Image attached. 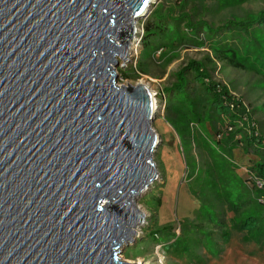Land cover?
I'll return each instance as SVG.
<instances>
[{"label":"water","instance_id":"1","mask_svg":"<svg viewBox=\"0 0 264 264\" xmlns=\"http://www.w3.org/2000/svg\"><path fill=\"white\" fill-rule=\"evenodd\" d=\"M153 0H0V264H131L155 106L116 84Z\"/></svg>","mask_w":264,"mask_h":264},{"label":"rangeland","instance_id":"2","mask_svg":"<svg viewBox=\"0 0 264 264\" xmlns=\"http://www.w3.org/2000/svg\"><path fill=\"white\" fill-rule=\"evenodd\" d=\"M177 1L153 0L147 13L134 23L136 33L130 40L127 60L117 59V72L123 68L132 76L124 78L118 74L117 85L143 83L153 93L156 105L152 128L160 139L152 157L157 176L135 200L143 219L133 228L132 239L121 244L119 259L131 264H264V228L260 235L241 229L238 223L241 215L255 213L263 207L256 203V198L264 203V179L258 180L252 175L259 158L251 152L246 153L239 141L243 136L239 130L246 132L251 125L264 137L263 69H250L221 57L206 39L203 45L182 43L163 48L160 53L151 52L150 46L143 49L141 42L142 23L155 8L168 10L173 17L186 14L195 21L202 20L218 27L229 19L255 16L264 10V0H243L233 4L228 3L229 0H185L182 6ZM189 66L205 70L218 87L240 99L247 113L245 119L229 127L225 119L205 116L199 122H189L187 128L182 120H178L174 124L176 130L173 122L164 118L165 89H172L179 76H184L191 86ZM216 140L233 144L231 158L222 159L216 149H207L206 146ZM213 156L219 161L218 167L211 163ZM225 176L233 182L226 183L229 180H225ZM235 176L246 184L238 183ZM222 189L228 190L226 199L232 202L247 199L239 211L228 206ZM210 198L220 207L216 216L224 219L226 227L205 225L204 219L196 214L202 203L208 204L205 199ZM184 224L202 226L210 231V236H206L207 243L197 247L191 242L195 235L184 241ZM222 230L228 232L227 240L217 233Z\"/></svg>","mask_w":264,"mask_h":264},{"label":"trees","instance_id":"3","mask_svg":"<svg viewBox=\"0 0 264 264\" xmlns=\"http://www.w3.org/2000/svg\"><path fill=\"white\" fill-rule=\"evenodd\" d=\"M177 1V0H173ZM196 1V0H193ZM243 0H229L228 3L233 4ZM180 6L184 5L185 0L177 1ZM205 39L210 43L213 50L217 51L221 57L227 58L234 63L250 69L260 70L264 72V10L259 11L255 16L246 19H229L222 26L212 27L202 20H193L186 14H178L176 17L170 15L168 10L161 11L159 8L150 14V17L142 23V39L143 49L150 46V51L155 52L159 48L175 47L176 45L186 43L190 45H203ZM150 52V53H151ZM192 75V85L184 76H179V81L173 88H167L164 118L174 125L178 120H182V124L187 128L191 121L199 122L205 118L225 119L229 127H233L237 121L245 119V112L242 101L229 94L225 88L218 87L211 81L205 70L196 66H189ZM124 78H131L129 74L122 68L118 73ZM177 130V129H176ZM239 141L243 143V150L246 153H253L259 158L253 166L254 173L258 180L264 179V137L261 136L254 125L249 130L243 131ZM205 147V146H204ZM209 151L216 149L220 158H231L233 144L228 145L219 140L213 144L206 146ZM213 155V154H211ZM213 167L219 165L216 157H211ZM228 164H231L230 162ZM214 171V170H213ZM225 176L224 183L233 182L232 178ZM235 180L244 186L245 181L238 176ZM221 181V179H220ZM225 183V184H226ZM216 186V185H214ZM224 200L228 206L239 211L242 205L247 201L232 202L228 196V190ZM221 193V194H222ZM257 193L256 196H258ZM208 204L202 203L196 214L204 219L205 225H211L214 228L226 227L224 219L217 217L220 207L213 199H205ZM256 203L263 207L256 210L255 213L241 215L239 224L240 228L246 231L258 232L263 235L264 228V203L256 198ZM183 232L186 233L183 240L190 239V235H195L191 240L196 246H202L207 243V235L210 231L202 226H192L191 224L183 225ZM214 233V232H213ZM221 239L227 240L229 234L226 231L217 232ZM183 241V244H184ZM190 242V241H187Z\"/></svg>","mask_w":264,"mask_h":264},{"label":"bare ground","instance_id":"4","mask_svg":"<svg viewBox=\"0 0 264 264\" xmlns=\"http://www.w3.org/2000/svg\"><path fill=\"white\" fill-rule=\"evenodd\" d=\"M135 21L136 20H134V23H135ZM135 27V26H134ZM131 50H133V48L131 49ZM147 86V85H146ZM151 92V91H150ZM152 93V92H151ZM153 94V93H152ZM152 100H153V104H154V106L156 105V100H155V97H154V95H152ZM129 263V262H128Z\"/></svg>","mask_w":264,"mask_h":264},{"label":"built area","instance_id":"5","mask_svg":"<svg viewBox=\"0 0 264 264\" xmlns=\"http://www.w3.org/2000/svg\"><path fill=\"white\" fill-rule=\"evenodd\" d=\"M156 51H158V53H160V51H161V48H159L158 50H156Z\"/></svg>","mask_w":264,"mask_h":264}]
</instances>
